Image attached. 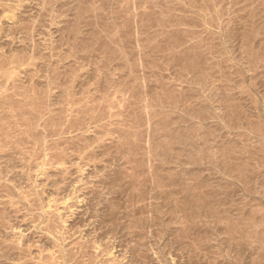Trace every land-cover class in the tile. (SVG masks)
<instances>
[{"label": "rangeland", "instance_id": "1", "mask_svg": "<svg viewBox=\"0 0 264 264\" xmlns=\"http://www.w3.org/2000/svg\"><path fill=\"white\" fill-rule=\"evenodd\" d=\"M0 264H264V0H0Z\"/></svg>", "mask_w": 264, "mask_h": 264}]
</instances>
